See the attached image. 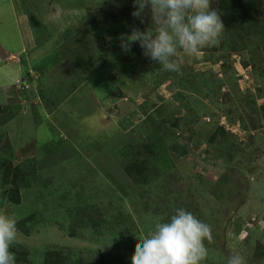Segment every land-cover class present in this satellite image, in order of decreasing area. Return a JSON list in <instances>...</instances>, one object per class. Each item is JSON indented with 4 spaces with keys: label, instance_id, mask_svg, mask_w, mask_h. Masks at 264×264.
<instances>
[{
    "label": "rangeland",
    "instance_id": "374dc122",
    "mask_svg": "<svg viewBox=\"0 0 264 264\" xmlns=\"http://www.w3.org/2000/svg\"><path fill=\"white\" fill-rule=\"evenodd\" d=\"M218 2L210 7L220 13ZM134 10L132 0H0V157L33 185L20 189L18 204L15 196L7 202L12 184L0 172V213L17 220L16 264H132L138 238L176 208L211 225L203 264L233 254L264 264V67H245L255 47L186 57L181 73L170 74L137 42L124 46L133 28L152 25ZM32 17L42 25L35 21L36 33ZM100 28L120 36L98 39ZM158 127L189 153L168 157L149 185L136 189L124 177L117 187L122 147L141 162ZM114 200L129 214L121 213L118 233L108 216L98 222L100 205Z\"/></svg>",
    "mask_w": 264,
    "mask_h": 264
},
{
    "label": "clouds",
    "instance_id": "9594fccd",
    "mask_svg": "<svg viewBox=\"0 0 264 264\" xmlns=\"http://www.w3.org/2000/svg\"><path fill=\"white\" fill-rule=\"evenodd\" d=\"M212 0H132V16L151 24L141 31L133 28L125 36V47L137 42L142 54L167 73L179 75L186 57H196L206 48L221 43L224 26ZM17 220L0 213V264H16L11 251L17 240ZM140 240L132 264H203L209 255L206 241L212 239L211 225L184 208H176L166 219H157L154 228ZM226 264H244L233 254Z\"/></svg>",
    "mask_w": 264,
    "mask_h": 264
},
{
    "label": "trees",
    "instance_id": "16d2710c",
    "mask_svg": "<svg viewBox=\"0 0 264 264\" xmlns=\"http://www.w3.org/2000/svg\"><path fill=\"white\" fill-rule=\"evenodd\" d=\"M219 3L220 6L218 8L220 11L219 13L220 18L223 25H225L224 28L225 31L223 33L221 43L218 46L204 49L202 53H206V54L231 53V52L234 53L238 51L241 53L244 51H248V49H243L241 47L242 44L246 43L247 48L249 45L252 44L251 46H254L255 49L251 52L249 56V60L245 62V67L251 66V68L254 70L256 68L258 70H261L264 67V60L261 59V56L264 54V16L260 11L261 0H220L218 4ZM256 3H260L259 7H257ZM99 15H96V17H99ZM31 19L33 20V22H32V26L30 27V30H34L36 33L35 21L40 25V27L42 25L34 17H32ZM98 27H95V29L97 30ZM150 27L154 28L155 26L151 25ZM96 34L98 39L105 40L106 37H111L112 42L116 41L117 38L120 36V34L117 32H109V33L103 32L102 28H100L99 32ZM66 39L67 38H65V40ZM133 47L137 49L138 53L142 52L138 43ZM130 54H136V53L134 51H131ZM29 61L32 60H28L27 58L24 59L21 58L20 63L21 65H26L28 64ZM5 110L6 108L0 106V115L3 114ZM261 110L264 112V106L261 107ZM14 117H16V115ZM172 127L176 128L177 123L176 122L173 123ZM165 129H166L165 127H158V129L155 131L156 139L154 140L152 145L147 144L144 146L146 152V159L145 158L141 159V162L139 161L133 162V160L130 158V154L132 156L137 155L136 153L137 151L134 150L133 147H131L130 145H127L126 147H122V152L125 156L124 159L126 160L127 165L123 168V174H120L119 177L117 178L116 186L117 184L118 185L121 184L122 180H124V177L128 178L136 189L142 187L143 182L144 185H149L150 183H152V179H151V177H153L152 173L155 172L156 175L158 176L160 169L158 166L164 167L166 162L168 161L167 159L168 157L169 159L172 160L171 157L173 156L177 159L184 157L189 153V147H190L189 144H185V143L178 144L174 139L172 143H169L166 136L164 135ZM218 132L222 135L224 134L222 129H218ZM219 133L215 132L210 137L208 142L214 145L216 143L217 140L216 138H218ZM173 135L175 137V132H173ZM140 153L142 152H138V154ZM25 168H28V171L30 172L33 171V174L35 175L36 179H41L40 177L36 176L37 172L35 171L34 168L30 166ZM22 170H23L22 168L16 166L14 167L12 166L11 163L4 161V159L0 157V172H2L3 180L5 182L12 184L11 190H7L6 193H4L3 191V194L7 199V202L12 203L13 196H15L17 197L16 204H18L20 201V196H19L20 189L21 188L29 189V187L27 186L29 185L33 186L30 181L31 176L28 179V181L25 180L22 182L21 176L25 177L24 174H21ZM106 191L112 193L113 197L115 196V198L116 195L118 194V191L114 188L113 189L111 188L110 190L107 189ZM114 201L115 203H111V204L109 203L110 205H106V203H102L100 205V207H102L103 210L105 211V214L104 216L101 214V217H99L98 222H101V218H106L108 216V218L111 219L114 224V228L111 231V233H118L119 230L117 229L121 228V213H124L126 218H128L129 214L126 211V208L122 206L124 205V203L117 204L118 202H116V200ZM86 209H87L86 207L82 209L83 212L80 215L81 220L83 215L85 214L84 210ZM117 211L119 212V214L116 216ZM84 222L90 224V222H94V221L88 218ZM58 263H60V261L54 262V264H58ZM46 264H53L52 257L48 258Z\"/></svg>",
    "mask_w": 264,
    "mask_h": 264
}]
</instances>
